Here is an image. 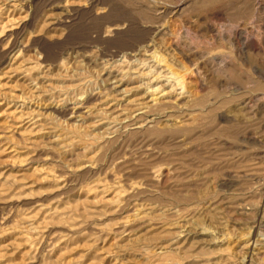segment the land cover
<instances>
[{
  "label": "rangeland",
  "instance_id": "1",
  "mask_svg": "<svg viewBox=\"0 0 264 264\" xmlns=\"http://www.w3.org/2000/svg\"><path fill=\"white\" fill-rule=\"evenodd\" d=\"M12 1L0 0V29L7 16L28 14L14 48L0 54V122L12 127L0 138V264H264V80L255 73L264 72V50H255L264 10L256 9L258 0H16L18 12ZM67 4L69 22L52 24L69 12ZM124 24L121 33L110 32ZM231 29L242 32L240 51L219 37ZM146 42L181 74L201 62V100L209 110L226 103L225 112L239 111V118L220 120L215 108L181 131L162 112L156 131L103 132L101 100L120 97L107 89L103 70H122L129 87L142 84L136 92L144 91L147 79H135L136 66L122 62ZM188 54L197 56L189 62ZM39 59L47 67L32 72ZM194 83H187L185 96ZM92 93L94 109L83 123L70 118L72 110L53 111ZM6 107L26 110L23 118L34 115V132L12 131L19 123ZM159 166L167 176L151 180L147 174ZM136 182L145 183L141 190L129 188ZM100 186L110 192L102 194ZM116 186L132 192L117 201Z\"/></svg>",
  "mask_w": 264,
  "mask_h": 264
},
{
  "label": "bare ground",
  "instance_id": "2",
  "mask_svg": "<svg viewBox=\"0 0 264 264\" xmlns=\"http://www.w3.org/2000/svg\"><path fill=\"white\" fill-rule=\"evenodd\" d=\"M95 2L97 0H90V2ZM13 3L11 4V6L14 7V9L16 10L18 8V4L16 3V0L12 1ZM11 3V2H10ZM68 5H65L63 7L64 10H68ZM91 5V4H90ZM10 6V7H11ZM24 6V5H22ZM93 6V5H92ZM2 7V6H1ZM20 7V6H19ZM25 8V7H24ZM21 9V8H20ZM19 9V10H20ZM71 9V8H70ZM255 9V8H254ZM256 9L257 10H264V0H258L257 4H256ZM1 10V9H0ZM23 10V9H22ZM26 11L27 10H23ZM256 10V11H257ZM17 11V10H16ZM63 11V10H62ZM10 12V11H9ZM18 12V11H17ZM64 12V11H63ZM15 13V12H14ZM254 13V12H253ZM11 14H13L11 12ZM10 14V15H11ZM28 14V13H27ZM26 14V15H27ZM252 14V13H251ZM256 14V13H255ZM26 15L24 16H20L17 18L12 15V16H7V20L5 23H3L1 25V29L2 31H0V54L2 53H8L11 49L14 48V46L17 43V36L20 35L19 33L24 29L25 27V22H26ZM262 15V14H261ZM71 17L70 15V11L66 12V14L64 16H62L61 18H58L57 20H53L54 25L56 24H64L66 22H69L68 19ZM263 18V17H262ZM262 20V19H261ZM51 21V20H50ZM3 22V21H1ZM51 23V22H50ZM50 24V25H52ZM58 26V25H57ZM124 25H115L112 26V28L110 29V32H113L115 34H119L121 33L122 29L124 28ZM0 29V30H1ZM220 30V29H219ZM231 33L226 34L223 31L219 32V37L220 38H226L228 39L229 43L233 46V48H235V50H242L244 47L242 46L241 43V37H242V32H240L239 30H230ZM33 33V32H31ZM30 33V34H31ZM35 33V32H34ZM166 33V32H165ZM109 34V33H108ZM34 35V34H33ZM261 35V33H260ZM31 36V35H30ZM218 36V35H217ZM19 37V36H18ZM248 37V36H247ZM149 42V41H148ZM143 45L141 50H138L135 54L133 53H126L123 55V62L122 63H128L131 65H134L136 67H134L135 69H132L130 66V68L133 70L132 73H134V78H141V79H147L145 82H143V84H145L147 87L145 88L144 91L142 92H136L139 90L140 86H136L137 88L134 87H129V84L125 81V76H124V72H122V70L117 72L115 69H105L106 71L103 70L104 74L106 75V80L108 83V88L107 89H113L116 91L119 99L111 97L110 99H107L108 97H105L106 99H104L105 101L101 100V104L98 108V111L102 112L105 116L101 117L98 121H99V126L100 129H104L103 132L105 130H107V133H112V132H120L123 131L124 132H129V133H133V132H150L152 130L159 129L160 128V124H161V116H162V112H165V115L168 116V120H171L172 122H170V126L173 129H179L182 128L181 131H183V128H186L188 126H191L192 124L194 125L195 121H197V118L206 113H215L216 117L220 120H224L226 119V117H231L232 118H237L240 114L238 113L239 111H237L238 109H236V113L232 114V113H227L225 112L226 106H228L226 103H222L221 104L224 106V104L226 106L225 109L224 107H222V109H219L218 106L217 107H213L212 109L210 108V110L206 107L205 102H203V97L205 96H199V94L204 90L205 91V83L202 82V80L199 79V76H201V74L203 72H201V62H197L195 63L194 60L193 62L195 63V65L191 68L187 70L186 74H181L178 71H176L173 66L168 62L169 60L165 59V57L157 50L155 49V45H153L152 42ZM249 43V42H248ZM33 44V43H32ZM155 44V43H154ZM245 47L249 50H254L253 48H251V46H249V44L245 45ZM23 51V49H21ZM20 50V51H21ZM246 50V49H245ZM255 50H259V51H263L264 50V31L262 33V38L260 37V42L258 44V46L256 47ZM178 51V50H177ZM185 52V51H184ZM200 51H198L199 53ZM203 52V51H202ZM207 52V51H205ZM18 54V53H17ZM16 54V55H17ZM19 54H22V52ZM142 55L141 57H138L139 55ZM218 54V53H217ZM15 55V56H16ZM196 55V54H195ZM195 55L193 54H188L185 55L184 57L190 62H192L193 57H195ZM21 55H18L17 57H19ZM197 56V55H196ZM214 56V55H213ZM216 56V55H215ZM214 56V57H215ZM16 57V58H17ZM181 57L182 53H181ZM220 57V56H219ZM15 58V59H16ZM21 58V57H20ZM45 59V58H44ZM199 59V58H198ZM207 59V58H206ZM209 59V58H208ZM207 59V60H208ZM17 60V59H16ZM186 60V61H187ZM197 60V59H196ZM107 61V60H106ZM222 61V60H221ZM224 61V60H223ZM47 62V61H46ZM33 63V62H32ZM45 63V60H35V63L33 64V66H30L29 69H31V71L33 72L34 69H41V67L43 66V64ZM213 64V63H210ZM30 65V63H29ZM48 65V64H46ZM123 65V64H122ZM206 65V64H205ZM222 65V64H221ZM23 66V65H22ZM27 66V65H26ZM50 66V65H49ZM124 66V65H123ZM204 66V65H203ZM207 66V65H206ZM226 66V64L224 65ZM223 66V68H224ZM45 67V66H43ZM47 67V66H46ZM45 67V68H46ZM113 67V66H112ZM115 67V66H114ZM11 68V67H10ZM106 68V66H105ZM222 68V69H223ZM6 69V68H5ZM23 69V68H22ZM24 70V69H23ZM224 70H226V68H224ZM25 71V70H24ZM203 71V70H202ZM221 71V70H220ZM131 72V71H130ZM185 72V71H184ZM227 72V71H226ZM24 73V72H23ZM255 73L257 74L256 76H258V78L263 79L264 80V72L260 71V70H255ZM30 74V73H28ZM131 75V74H130ZM204 75V74H203ZM24 76V75H22ZM206 76V75H205ZM2 77V76H1ZM192 77L196 78V80H192ZM28 78V77H27ZM205 77H203L202 79H204ZM257 79V78H256ZM105 80V81H106ZM134 80V79H133ZM206 80V78H205ZM1 81V80H0ZM194 86L193 89L189 92L188 96H185L186 93V89L188 88V82H194ZM258 81V80H257ZM260 81V80H259ZM12 82V81H11ZM106 82V83H107ZM138 82V81H137ZM2 83V82H1ZM0 83V88L2 87ZM6 83V82H4ZM127 83V84H126ZM264 83V82H263ZM3 84V83H2ZM10 84V83H9ZM137 84V83H136ZM8 85V84H7ZM6 87V86H5ZM190 87V86H189ZM192 88V87H191ZM7 89V88H6ZM12 89V87H11ZM135 89V91H134ZM180 89V91H178ZM189 89V88H188ZM141 90V89H140ZM9 91V90H8ZM11 91V90H10ZM16 91V90H15ZM203 91V93H204ZM237 91V90H235ZM1 92V91H0ZM14 92V91H11ZM207 93V92H206ZM222 93V92H221ZM224 93V92H223ZM222 93V94H223ZM263 93V92H262ZM7 94V93H6ZM97 94V93H96ZM218 96H216L217 98L220 96L219 93ZM221 94V95H222ZM29 95V94H28ZM93 93L90 94L89 96H87V98L85 99V101L76 103L75 106H69L66 105L65 107L63 106L62 108L59 107L58 105L56 107L53 106V111L57 112L60 115L66 116L68 115L69 111L72 110V117L70 116V118H75L78 117L79 121L82 122V119L84 116H88L93 112V107L92 105H90V101L92 100ZM98 95V94H97ZM211 94H209L208 96H210ZM214 95V94H212ZM102 95H100L101 97ZM207 96V97H208ZM223 96V95H222ZM259 96V95H258ZM264 96V95H263ZM4 97V96H3ZM19 99L24 101L22 105H25V103L27 101H29L28 99L25 98V94H21L18 95ZM103 97V96H102ZM206 97V96H205ZM211 97V96H210ZM216 97H214V99H216ZM232 97V96H231ZM235 97V96H234ZM96 98V96H95ZM229 99V97H223V99ZM5 99V98H4ZM208 99V98H206ZM260 100L264 99L262 97V99L259 98ZM257 99V100H258ZM18 100V101H20ZM27 100V101H25ZM213 100V99H212ZM221 100V98H220ZM231 101V99H229ZM237 100V98H236ZM259 100V101H260ZM3 100H1L0 104L3 103ZM8 101V100H7ZM17 101V103H18ZM205 101V100H204ZM216 101V100H215ZM213 101V102H215ZM218 101V100H217ZM222 101V100H221ZM258 101V102H259ZM264 101V100H262ZM32 103H34L33 101H31ZM30 102V103H31ZM93 102V101H92ZM209 102V101H208ZM234 102V101H233ZM251 102V100L249 101H243L241 105H243V107H246L249 105V103ZM261 102V101H260ZM9 103V101H8ZM15 103V102H13ZM22 103V102H21ZM20 103V104H21ZM220 103V102H219ZM228 103V102H227ZM4 104V103H3ZM2 104V105H3ZM212 104V103H210ZM219 104V107L220 105ZM231 104V102H230ZM9 105L11 106L12 104L9 103ZM16 105V104H14ZM19 105V104H18ZM17 105V106H18ZM221 105V106H222ZM8 106V104H7ZM31 106V105H30ZM97 106V105H96ZM21 107V106H20ZM23 107V106H22ZM33 107V106H32ZM52 107V106H51ZM7 108V107H6ZM4 108V110L6 109ZM27 109V107H25ZM216 108V109H215ZM19 107L17 108H7L6 112L9 117H12L13 119H18V121H16V123H19V125H16L15 130L12 129V131H14L15 133L18 132L20 136L24 137L26 132H30L33 133L34 132V125H36V120L35 116L33 115V117L30 115L28 117L23 118L25 115L29 114L25 113L23 111H19L18 110ZM24 109V108H23ZM214 109L217 110L214 112ZM83 110V111H82ZM227 110V109H226ZM230 110V109H229ZM33 111V110H32ZM82 111V112H81ZM213 111V112H212ZM234 111V110H233ZM5 112V113H6ZM31 112V111H30ZM241 112V110H240ZM71 113V112H70ZM79 113V114H78ZM210 113V114H211ZM252 113V112H251ZM6 115V116H7ZM164 115V116H165ZM264 115V114H263ZM262 117V116H261ZM22 118V119H21ZM239 118V117H238ZM29 119V120H28ZM77 119V120H78ZM201 119V118H198ZM34 120V122H33ZM73 120V119H72ZM237 120V119H235ZM26 121V122H25ZM232 121V120H230ZM0 122V138L3 136H7L8 131H11V126H8L6 123ZM13 122V121H12ZM25 122V123H24ZM75 122V121H74ZM198 122V121H197ZM196 122V124H197ZM227 122V120H226ZM237 122V121H236ZM14 123V122H13ZM24 123V124H23ZM83 123V122H82ZM86 123V121H85ZM28 124V125H27ZM11 125V124H10ZM27 125V126H26ZM38 125V123H37ZM98 126V125H97ZM197 126V125H196ZM15 127V126H13ZM122 128V129H121ZM10 129V130H8ZM43 129V128H42ZM41 130V129H40ZM114 130V131H113ZM158 131V130H157ZM173 131V130H172ZM177 131V130H175ZM180 131V130H179ZM101 132V131H100ZM17 133V134H18ZM11 134V133H10ZM14 133H12L13 136ZM114 134V133H113ZM10 136V135H9ZM11 137V136H10ZM9 137V138H10ZM3 139V138H2ZM5 139V138H4ZM109 141V140H107ZM106 141V142H107ZM105 142V141H104ZM8 148V147H7ZM6 148V149H7ZM5 149V148H4ZM14 151L13 150H10ZM13 153V152H12ZM18 153V152H16ZM92 164V163H91ZM119 164V163H118ZM87 167V166H86ZM160 167V166H159ZM48 175L50 176V174L48 173ZM58 174H54L51 176L54 179L58 180ZM151 180H155V181H161L164 180L165 177L167 176V172L166 169L164 168V166L157 168L155 170L152 169V171H150L149 174H147ZM145 176L148 178V176ZM56 177V178H55ZM146 178V179H147ZM150 178H148L150 180ZM60 179V177H59ZM145 180V179H143ZM142 180V181H143ZM61 181V180H60ZM146 181V180H145ZM99 184V183H98ZM145 183L143 182H136L133 183V185H131L129 188L130 189H137V190H141L143 188V185ZM98 186V185H96ZM99 187V186H98ZM145 187V186H144ZM100 191L102 192V194H105L108 189H106L104 186H100ZM114 188V187H113ZM113 188H111L113 190ZM96 189V188H95ZM119 188L118 186H116V189L113 190L114 194L116 196L117 201H119V199L121 200L124 199L126 196V194L128 195L130 192H132L130 189H123ZM110 190V189H109ZM98 191V190H96ZM130 191V192H129ZM99 192V191H98ZM110 192V191H109ZM107 192V193H109ZM112 192V191H111ZM126 194H123V193ZM129 192V193H127ZM97 194V193H94ZM107 195V194H106ZM100 196V195H99ZM102 197V196H101ZM104 197V196H103ZM124 197V198H123ZM128 197V196H127ZM127 199V198H126ZM257 211L259 213L262 212V207L259 205L257 207ZM54 214V213H53ZM52 214V215H53ZM140 214V213H139ZM137 214V218H140L141 215ZM55 216V214H54ZM53 217V216H52ZM51 217V218H52ZM57 217V216H56ZM131 217V216H130ZM129 217V218H130ZM55 218V217H54ZM128 219V218H127ZM133 219V218H132ZM136 219V218H135ZM130 221V219H129ZM76 222V221H74ZM135 222V221H133ZM130 224V223H129ZM128 225V222L124 223V227L126 228ZM123 227V226H122ZM130 229V228H129ZM128 229V230H129ZM124 230V229H123ZM31 239V237H29ZM26 239V238H25ZM27 241V240H26ZM252 243L250 242L248 248L249 251H247V257L248 259L251 258L252 259V251L255 252L256 246L253 248L252 247ZM162 252V251H161ZM259 255H263L264 256V241H263V247L259 250Z\"/></svg>",
  "mask_w": 264,
  "mask_h": 264
}]
</instances>
